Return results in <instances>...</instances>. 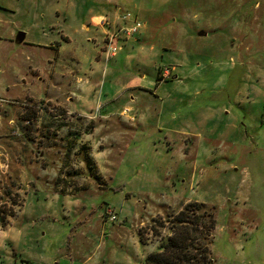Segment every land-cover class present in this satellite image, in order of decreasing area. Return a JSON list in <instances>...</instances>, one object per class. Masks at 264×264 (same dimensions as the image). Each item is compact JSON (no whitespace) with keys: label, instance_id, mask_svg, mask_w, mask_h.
Returning a JSON list of instances; mask_svg holds the SVG:
<instances>
[{"label":"rangeland","instance_id":"rangeland-1","mask_svg":"<svg viewBox=\"0 0 264 264\" xmlns=\"http://www.w3.org/2000/svg\"><path fill=\"white\" fill-rule=\"evenodd\" d=\"M192 202L264 264V0H0V264H144Z\"/></svg>","mask_w":264,"mask_h":264},{"label":"trees","instance_id":"trees-1","mask_svg":"<svg viewBox=\"0 0 264 264\" xmlns=\"http://www.w3.org/2000/svg\"><path fill=\"white\" fill-rule=\"evenodd\" d=\"M155 222L160 223L151 228L153 237L160 238L161 229H167L169 236L158 240V251L147 254L144 264H214L210 244L215 219L206 205L188 203L175 216ZM137 232L140 244L146 246L143 228Z\"/></svg>","mask_w":264,"mask_h":264},{"label":"built area","instance_id":"built-area-1","mask_svg":"<svg viewBox=\"0 0 264 264\" xmlns=\"http://www.w3.org/2000/svg\"><path fill=\"white\" fill-rule=\"evenodd\" d=\"M120 18L125 23H130L129 26L121 29V32L124 34L126 38H132L137 33H139L141 30H143L145 27L144 22H141L138 19L133 18L129 13L123 14ZM105 24H107V21L104 19L97 21V25L100 27H104ZM116 37H118L116 33H111V34L106 33L105 34V39H104L105 49H106L105 56L107 59L115 56L116 52L118 51V48H116L114 45ZM4 167L7 168V165H4ZM105 217H106L105 222L113 223L116 220L114 212L109 208L105 211ZM22 264H26V263H22Z\"/></svg>","mask_w":264,"mask_h":264},{"label":"crops","instance_id":"crops-1","mask_svg":"<svg viewBox=\"0 0 264 264\" xmlns=\"http://www.w3.org/2000/svg\"><path fill=\"white\" fill-rule=\"evenodd\" d=\"M75 4V3H74ZM73 4V5H74ZM74 7H76V5H74ZM65 38H67V37H65ZM24 42V41H23ZM22 42V43H23ZM21 43V44H22ZM102 87H103V85H102ZM50 102V101H49ZM96 248L95 249H97V248H99L100 246H101V243L99 242V243H97L96 245ZM24 261H26L27 262V264H31L32 262L31 261H29V260H24ZM47 261H46V259H42V260H40V264H44V263H46ZM79 264H100L99 263V259L97 260V261H92V259H91V257L90 258H86L82 263H79Z\"/></svg>","mask_w":264,"mask_h":264},{"label":"water","instance_id":"water-1","mask_svg":"<svg viewBox=\"0 0 264 264\" xmlns=\"http://www.w3.org/2000/svg\"><path fill=\"white\" fill-rule=\"evenodd\" d=\"M199 36H204L205 34L204 33H199L198 34ZM24 33H19L18 35H17V37H16V43L17 44H21L23 41H24Z\"/></svg>","mask_w":264,"mask_h":264}]
</instances>
